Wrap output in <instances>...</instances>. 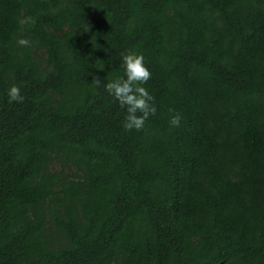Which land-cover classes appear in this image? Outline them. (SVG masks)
I'll return each instance as SVG.
<instances>
[{"label":"trees","instance_id":"trees-1","mask_svg":"<svg viewBox=\"0 0 264 264\" xmlns=\"http://www.w3.org/2000/svg\"><path fill=\"white\" fill-rule=\"evenodd\" d=\"M0 264H264V0H0Z\"/></svg>","mask_w":264,"mask_h":264},{"label":"clouds","instance_id":"clouds-1","mask_svg":"<svg viewBox=\"0 0 264 264\" xmlns=\"http://www.w3.org/2000/svg\"><path fill=\"white\" fill-rule=\"evenodd\" d=\"M21 25L34 23L32 17H23L19 20ZM16 43L20 46L29 45L26 37H18ZM103 68V65L100 69ZM119 70L122 74L103 80L96 73H89L91 82L96 86H102L104 91L123 110L121 126L126 131H139L145 127L150 115L156 112L154 97L144 84L150 79L152 73L145 63V56L141 52L126 51L121 53ZM7 103H21L24 100L21 87L18 84H9L4 92ZM180 114L170 117V123L177 126L180 123Z\"/></svg>","mask_w":264,"mask_h":264},{"label":"rangeland","instance_id":"rangeland-1","mask_svg":"<svg viewBox=\"0 0 264 264\" xmlns=\"http://www.w3.org/2000/svg\"><path fill=\"white\" fill-rule=\"evenodd\" d=\"M49 169H50L51 172L59 171L61 169V164L59 163V161L55 160L50 165V168ZM65 171L66 172H71V170L69 169V167H65Z\"/></svg>","mask_w":264,"mask_h":264}]
</instances>
